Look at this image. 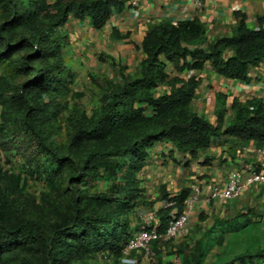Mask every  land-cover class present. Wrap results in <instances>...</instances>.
<instances>
[{
    "label": "trees",
    "instance_id": "obj_1",
    "mask_svg": "<svg viewBox=\"0 0 264 264\" xmlns=\"http://www.w3.org/2000/svg\"><path fill=\"white\" fill-rule=\"evenodd\" d=\"M123 8L124 0H0V64H5L2 75L13 67L29 76L13 92L0 83V103L54 158L50 166L53 172L70 159L47 143L44 134L56 117L51 113L52 106L58 103L57 98L69 95L74 79L63 55L68 36L60 33L61 29L72 16L89 18L94 28L101 29L114 10ZM237 15L240 21L233 34L213 40H208L206 27L197 17L176 23L163 20L150 27L142 42L145 56L135 73L127 74V67L119 65L121 79H106L101 106L88 119L76 122L71 143L83 142L88 151L78 174L70 177L75 208L61 214L49 228L44 229L36 219L12 206L15 197L22 194L21 177L0 168V264L8 260L6 251L25 244L42 252L31 264H68L99 251H106L105 255L116 261L114 264H120L123 247L140 224L132 226L129 213L156 203L148 198L138 176L153 146L170 143L179 152L196 157L215 138L233 145L248 141L264 145L262 98L246 102L234 99L233 115L228 120L227 95L219 93L217 122L213 123L193 105L199 78L171 76L167 71L169 62L177 70H202L210 61L219 75L248 80L250 68L264 63V17L258 19L260 26L254 29L247 25L244 14ZM113 36L122 38L116 30ZM227 49L233 54L227 56ZM5 128L6 124L1 123L0 133ZM120 154L127 155L126 163L117 158ZM27 163L33 171L43 167L41 162H30L28 158ZM97 175L112 180L107 191L80 194L73 186L74 181L91 180ZM163 193V199L171 196ZM190 193L191 187H184L170 198L172 205L158 209L161 230L174 210H184ZM219 222L193 246L167 243L165 248L181 257L184 264H204L209 248L224 245L226 233L232 231L222 229L213 238L211 231ZM241 228L242 224L235 230ZM157 246L154 244V249ZM235 263L264 264V248L247 249L221 264Z\"/></svg>",
    "mask_w": 264,
    "mask_h": 264
},
{
    "label": "crops",
    "instance_id": "obj_2",
    "mask_svg": "<svg viewBox=\"0 0 264 264\" xmlns=\"http://www.w3.org/2000/svg\"><path fill=\"white\" fill-rule=\"evenodd\" d=\"M237 12L246 16L249 27L257 29L260 26L258 19L264 17V0H142L139 5L124 1V8L114 10L101 29L94 28L89 18L82 20L72 16L61 31L68 36L69 49L73 47L75 50L69 52L70 58L82 53L87 62L89 59L95 62L96 57L103 53L113 62L125 65L128 73L134 74L145 56L142 42L152 25L163 20L177 22L197 17L206 27L208 40H213L233 34L240 21ZM114 30L122 38L113 36ZM232 54L233 50L227 49L226 55ZM167 71L171 76L199 78L193 105L213 123L217 122L219 93L227 95L228 120L233 115L231 105L234 99L246 102L259 97L264 100V63L250 68L248 80L219 75L210 61L202 70H177L169 62ZM245 145L258 146L255 141L233 145L229 141L222 142L215 138L210 147L192 157L188 152H179L170 143L156 144L150 149L147 165L139 172L141 186L145 188L146 194L156 196L158 201L154 206L159 207L165 200L163 191L176 195L182 188L191 187L193 183L201 184L202 196L190 211L189 227L192 229L193 224L198 223L203 227V233L219 220L215 230L243 215H247L246 220L250 219L254 223L264 220V191L258 186L246 188L242 196L234 200H207L211 183L222 184L229 171L257 162L255 154L242 150ZM231 225L227 229L236 231L238 225ZM220 229L222 231L224 228ZM232 231L226 233L225 244Z\"/></svg>",
    "mask_w": 264,
    "mask_h": 264
},
{
    "label": "rangeland",
    "instance_id": "obj_3",
    "mask_svg": "<svg viewBox=\"0 0 264 264\" xmlns=\"http://www.w3.org/2000/svg\"><path fill=\"white\" fill-rule=\"evenodd\" d=\"M60 33L65 34L64 31ZM69 42L68 40L63 49V55L66 67L74 75L71 92L66 97L57 98L58 103L51 108V113L56 114V117L52 119L44 133L47 136V143L53 144L60 155L70 158L63 162L62 167L57 172L51 171L50 168L54 158L44 152L40 146L41 143H38L25 129L20 119L15 114L8 112L0 103V124L4 123L7 126L0 133V168L5 172L18 174L21 177L22 194L15 197L12 206L22 211L24 215L36 219L44 229L49 228L51 223L58 219L61 214H69L75 208L70 177L78 174L81 160L88 151L83 142L79 145L71 143L76 122L86 120L94 114L95 110L102 104L106 79H121L119 65L125 66L121 63H113L103 53L96 57L95 62L90 61L91 59L87 62L86 59H83L82 53L80 56L78 54L75 58H70L69 52L75 50L73 47L71 50L69 49ZM3 68H5V64L1 63L0 83L3 87H10L12 92L14 89L18 90L21 84L29 78L27 72H16L13 67L9 68L8 71L6 70L2 75ZM126 73L130 74L127 70ZM27 158L30 162H41L43 167L33 171L32 166L29 167V163H27ZM117 158L126 163L128 157L120 154ZM45 165L48 167L45 168ZM111 184L112 180L101 175H97L91 180L73 182V186L80 194L107 191ZM146 195L150 200L158 201L156 196ZM148 208L140 206L129 213L132 226L136 227L140 223L142 213ZM246 217L247 215H243L233 222L222 224L219 226V230L211 231L214 238L222 232L221 227L229 230L227 228L231 223L232 225L242 224L240 230L232 231L229 234L230 237L226 246L212 245L209 248L204 264H221L247 249L264 248V220L261 219V221L254 223L250 222V219L246 220ZM202 228L198 223L193 224V228L190 229L189 227L187 234L172 245L189 244L193 246L195 240L203 235ZM211 233H208L207 236ZM158 246L154 249V259L138 256L141 264H184L183 259L170 251L168 247L161 249ZM106 253V251H99L92 257L83 256L79 260H70L68 264H114L116 261L107 257ZM5 255L8 259L6 264H31V262L39 260L42 252L41 249H37L33 245L25 244L21 247H13L6 251Z\"/></svg>",
    "mask_w": 264,
    "mask_h": 264
},
{
    "label": "built area",
    "instance_id": "obj_4",
    "mask_svg": "<svg viewBox=\"0 0 264 264\" xmlns=\"http://www.w3.org/2000/svg\"><path fill=\"white\" fill-rule=\"evenodd\" d=\"M131 5H139L142 0H124ZM200 4V2H197ZM176 23V22H174ZM242 150H249L257 156V162L245 164L240 169H233L227 174L224 183L213 182L209 186L207 200L222 199L224 201L234 200L242 196L246 188L258 186L264 191V145H245ZM165 199L159 207H150L142 213L138 229L132 234L125 244L120 257L122 264H141L139 255L154 259V244L165 249L167 243L173 244L176 240L184 237L189 229L190 211L202 196V186L193 183L191 193L185 200V208L181 213L173 211L168 225L164 230L159 228L160 218L158 209L170 206L173 201Z\"/></svg>",
    "mask_w": 264,
    "mask_h": 264
}]
</instances>
